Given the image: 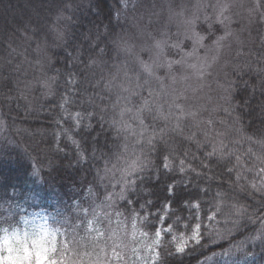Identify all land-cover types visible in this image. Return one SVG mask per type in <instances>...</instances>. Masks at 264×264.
Here are the masks:
<instances>
[{"label":"trees","instance_id":"16d2710c","mask_svg":"<svg viewBox=\"0 0 264 264\" xmlns=\"http://www.w3.org/2000/svg\"><path fill=\"white\" fill-rule=\"evenodd\" d=\"M181 3L182 0H136L135 9L124 11L120 0H0V117L4 123L0 136V224L16 223L21 216L45 212L50 219H66L72 225H79L77 231L84 236L89 221L94 220L92 210L95 208L97 212L109 213V217L94 222L93 229L108 228L110 219L112 229L129 233L135 209L141 217L147 214L152 222L151 227H145L139 218L137 220L140 229L147 231L150 237H154L156 227L172 224L173 234L183 233L187 239L185 251L177 254L172 235L162 233L161 246L157 249L160 259L156 264H264V192L252 188V183H260L256 171L246 170L264 167L257 160V157L264 159V144L256 143L264 141V71H261L264 69V0H260L259 12L248 11L252 19L244 47L231 51L228 73L220 72L218 78V82L224 81V87L226 82H235L239 87L234 102H244L243 136L251 139L236 146L241 156L240 165L235 156L206 158L205 154L212 151L211 145L197 148L195 141L169 136V146L178 149L181 159L185 158L182 153L187 151L185 162L191 163L196 171L187 169L180 174L174 170L165 175L162 157L151 155L153 168L147 173L151 179L142 186L144 194L136 198L138 203L129 206L114 197L113 207L97 208L108 193L119 191L118 187L113 189L112 176H106L103 170L108 156L116 163L117 149L108 153L104 147L105 137L97 134L98 113L95 119L85 121L91 122L93 128L90 135L82 139L78 134L80 130L66 121L61 108L63 97L69 94L65 78L71 68L69 53L79 54L85 61L89 58L97 59L98 63L107 61L109 65L132 61L141 53L145 59L150 56L154 60L153 45L168 35L164 30L161 32L163 22L173 24L171 14L180 10ZM117 11H120L118 20ZM113 41L121 47L131 46V53L120 51L117 61ZM106 47L109 51L102 57L97 56L100 49ZM181 70L180 67L179 72ZM95 71L98 79L100 70ZM108 71L104 69L105 75ZM158 73L167 87L170 74L163 68ZM52 77L56 79L53 81ZM222 85L215 86L212 98L199 107L204 109L201 119H207L213 109L227 107L222 100L226 95ZM90 94L93 92L89 87L87 94L81 92L79 97L73 98L78 103L64 107L72 113L96 112L88 103ZM138 102L133 100V103ZM110 118L109 112L105 120ZM216 119L231 125L230 118L222 111H217ZM215 127L221 132L226 130L220 124ZM109 131L114 137L115 130ZM196 138L203 140L199 134ZM236 139L239 137L230 136V140ZM72 140L81 144L86 161L79 159V150ZM108 147H111L110 142ZM229 147L234 145L229 144ZM249 148L251 153L247 151ZM93 149L99 160L90 159ZM178 163L174 161V165ZM238 172L240 180L236 179ZM184 181L190 182L188 190L182 187ZM168 184L176 185L175 196L169 215L160 225L159 216L153 213L160 207L163 214L161 205L167 199ZM146 200H152L153 205H146L141 211L140 204ZM185 200L200 203L198 218L185 209ZM233 205L243 206L246 212L230 214ZM117 212L123 215L117 217ZM197 223L200 224L198 236L192 239Z\"/></svg>","mask_w":264,"mask_h":264},{"label":"snow or ice","instance_id":"6c2138e0","mask_svg":"<svg viewBox=\"0 0 264 264\" xmlns=\"http://www.w3.org/2000/svg\"><path fill=\"white\" fill-rule=\"evenodd\" d=\"M120 2L124 11L136 7V0H120ZM226 7L224 6L216 17L221 24L229 21V18L223 15ZM260 8V0H256V9L259 10ZM119 16L120 11H117V20ZM186 23L191 26L189 38L193 41L194 46L191 52L183 53L179 60H166L165 63H158V60L164 57V48L167 45V41L160 40L155 42L154 47L157 53L156 59L152 62H146L136 57L132 61L125 60L109 65L107 61L98 63L95 58H89L85 61L81 59L79 54L69 53L71 68L65 73L69 94L63 97L61 103L66 121L74 123L75 128L80 130L78 134L81 135L82 139H86L90 135L93 125L91 122L85 123V121L95 119L98 113L99 119L96 122L99 125V131L97 134L105 137L104 147L107 148L108 153H111L113 148L117 149L115 153L116 163H112L111 156H108L104 160L103 170L106 176L109 174L112 176L114 180V183H112L113 189L118 187L119 191L108 193L103 204L97 205V208L101 206L105 208L113 207L116 203L114 197L124 201L129 206L138 203L136 198L144 194L142 186L151 179L147 175L148 171L153 168V160L149 158L151 155L155 154L162 157V172L165 175L174 170H178L180 174H184L187 169L195 172L196 169L192 167V164H186L185 162L188 152H183L182 155L185 158L181 159V153L178 149L169 146L167 139L169 136H181L187 141H195L197 148H200L201 145L204 147L211 145L212 151L205 154L206 158L219 156L220 159H224L235 156L237 165L241 163V156L237 154L236 146H239L245 139L250 140L251 137L243 136L242 121L246 115L244 102H234L239 86L235 85V82H226V87L222 85L221 87L226 93L222 100L227 107L221 106L219 110L213 109L207 119H201L204 109L193 108L187 104L186 89L183 91L169 89L165 87L164 79L156 75L159 68L167 67L168 72L171 73L173 65H176L190 70L197 79L202 80L208 73V69L211 68L212 64L202 62L206 58H199L196 55L197 48L204 47L205 37L194 30L195 19L188 20ZM231 36L232 33L226 31L224 36L217 38L214 42L217 52L222 50L224 42ZM112 44L117 51V61H119L120 51L125 53H131L132 51L131 46L121 47L117 41H113ZM170 47L182 51L180 43H174ZM107 51H109L107 47L102 48L97 56L102 57ZM187 58H195L197 63H188ZM217 59L216 56L212 57V62L214 63ZM96 69L100 70L98 79H96ZM104 69H109L106 75ZM261 71H264V69H261ZM51 79L54 81L56 78L52 77ZM183 79L187 80L189 77H183ZM171 80L175 84L177 78L171 76ZM85 84L88 87H85ZM89 87L92 89L93 94L88 95V103L96 109V112H69L64 106L69 103H78L79 101L73 98L79 97L81 92L87 94ZM134 99L139 102L133 103ZM217 111L227 114L231 120V125H226L223 120H217ZM109 112L111 118L105 120V116ZM105 123H107V128H105ZM161 123L163 124L162 127L160 126ZM217 124L225 126L226 130L224 132L217 130L215 127ZM109 129L115 130L114 137ZM65 131L67 132L68 129H65ZM198 134L203 137L202 141L196 138ZM232 135L238 136L239 139L230 140ZM69 139L71 140L72 137L69 136ZM109 142L111 147H108ZM72 143L79 150V159L86 161L81 144L76 140H72ZM93 143H99V141L93 140ZM256 143L264 144V141H256ZM229 144L234 145V147L230 148ZM247 151L251 153L252 150L249 148ZM95 152L96 150L93 149V155L90 159L99 160L100 157H97ZM176 160L179 161L178 165H174ZM257 160L264 164V159L257 157ZM246 170L249 172L256 171L260 183H252V188L258 192H264V167H260L258 170L255 168ZM230 171L231 169H229ZM97 172L99 173V169H97ZM156 178L159 180V175ZM181 179L183 180V177ZM236 179H241L239 172ZM175 187V184L166 185L167 199L161 205L163 214H160V207L153 213V216H159L160 225L164 224L165 218L171 210ZM182 187L188 190L190 182L184 181ZM146 205L151 207L153 201L146 200L145 203L140 204V210L144 211ZM183 206L190 214H196L198 218L200 208L198 201L185 200ZM83 211L87 212L88 209H83ZM217 211H220L219 206H217ZM231 212L243 215L246 209L243 206L233 205L230 214ZM92 215L94 220L89 221V227L85 230L86 234L84 236H80L77 231L79 225H72L66 219L63 221L58 220L60 227L56 229L57 239L54 241L52 250L55 254L53 264H126L125 257L129 251L136 255L138 261L146 262L150 258L153 264H156L160 259V253L157 249L161 246L162 233L172 235L177 254L185 251L187 239L183 233L179 236L173 234V225L168 224L167 227H156L154 237H150L147 231L140 229L137 220L139 218L140 223L144 224L145 227H151L152 222L147 214L141 217L135 209H133L131 217V238L124 229H112L110 219L108 220V228L97 227L93 229L91 225L94 222L99 223L101 217L108 219L109 213H100L94 208ZM116 215L119 217L123 214L117 212ZM24 217L21 216L20 219H24ZM189 218H191V215ZM176 219L179 220V217ZM53 220L57 219L53 218ZM199 229L200 224L197 223L192 239L197 238ZM138 238H140L139 246L131 248V244L136 242ZM141 252L144 253L143 256L139 255Z\"/></svg>","mask_w":264,"mask_h":264},{"label":"rangeland","instance_id":"374dc122","mask_svg":"<svg viewBox=\"0 0 264 264\" xmlns=\"http://www.w3.org/2000/svg\"><path fill=\"white\" fill-rule=\"evenodd\" d=\"M224 6L227 7L224 10L223 15L228 17L229 21L225 24H221L216 17ZM180 7V10L171 14L173 24L168 23L166 25V22H163L165 24L163 25L161 32L164 30V33L168 35H164L159 40L167 41V45L164 48L165 55L158 60V63H165L166 60H179L183 53L191 52L193 50V41L189 38L191 26L187 24L186 21L195 19L194 30L205 37L203 42L204 47L197 48L196 55L199 58H206V60H202V62L212 64L211 68L208 69V73L201 80L197 79L190 70L185 68L181 67L182 70L179 72L180 67L176 65H173L171 73L168 72L167 67H164L163 69L170 74L168 80H166V84L168 85L167 88L175 89L177 91H183L186 89V94L188 96L187 104L191 107L199 108L203 107L204 104L212 98L214 87L223 84L224 81L218 82L220 72L225 75L228 73V57L231 55V51L236 47H240V50L244 47V38L246 32H248L251 26L252 18L249 13L256 14L259 10L256 9V0H182ZM140 20L143 25H145V21L142 19ZM143 29L145 28H141V30ZM138 30V32H140L139 28ZM226 31L231 32L232 36L224 42L222 50L217 52L214 42L218 37L224 36ZM174 43H180L182 51L171 48L170 46ZM154 45V59H156L157 50ZM239 53H241V51H239ZM153 56L154 54L152 53V57ZM214 56L218 57V59L213 63L212 57ZM137 57L143 61L152 62L150 56L145 59L142 53L140 55L137 54ZM187 62L197 63V60L195 58H187ZM160 69L161 68L156 72L157 76H159L158 72ZM171 76L177 78L175 84L172 83ZM183 77H189V79L184 80ZM3 132L4 123L0 117V136ZM36 213H42L44 216L49 217L45 212ZM99 228H102V226ZM127 234L129 238H131V231ZM139 243L140 238L131 244V248H137ZM139 255L143 256L144 253L141 252ZM37 258L40 259L39 256ZM43 259H47V256H44ZM125 261L126 264H153L150 258L146 262L138 261L136 255L131 251L126 255Z\"/></svg>","mask_w":264,"mask_h":264},{"label":"clouds","instance_id":"9594fccd","mask_svg":"<svg viewBox=\"0 0 264 264\" xmlns=\"http://www.w3.org/2000/svg\"><path fill=\"white\" fill-rule=\"evenodd\" d=\"M59 227L58 220L42 213L27 215L16 223L0 224V264H53L52 250Z\"/></svg>","mask_w":264,"mask_h":264}]
</instances>
